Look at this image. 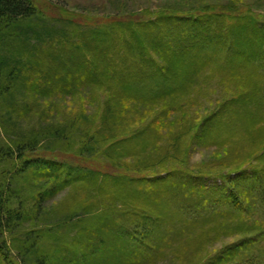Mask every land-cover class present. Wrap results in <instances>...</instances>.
<instances>
[{"label": "trees", "instance_id": "16d2710c", "mask_svg": "<svg viewBox=\"0 0 264 264\" xmlns=\"http://www.w3.org/2000/svg\"><path fill=\"white\" fill-rule=\"evenodd\" d=\"M230 9H228V12L211 10L176 16L162 14L149 20L140 19L139 21L131 18L118 19L111 24H114L113 26L105 25L89 32V38L83 39L84 44H75L69 48L66 52L68 56L65 57L62 51L59 55H48L49 58H52V66L43 69L44 64L39 63V60L36 61V65L32 63V56L28 57L29 62H24L22 57L24 54L23 48L18 45L23 36L28 37L29 41L26 40L28 43H32V39H38L39 44L54 45L55 43L56 38L53 39V35L47 29L40 32L38 27H33L35 21L41 19L36 1L0 0V79H7L4 82L12 84L10 87L4 83L0 85V97L3 96L5 100L10 102L7 104L9 110L16 111H20L24 107L23 105H21L22 107L17 106L12 102L16 95L14 91H18V88L21 87H25L32 94L41 97L68 95L74 98L85 94L89 102L97 100L98 103L101 95L106 96V99L108 97L105 102L106 110L102 117V125L94 128V130H92L93 124L96 123L98 115L87 122V119L81 115L83 112L86 115L90 114L86 113V109H83L78 119L71 121L69 126L57 120L52 124H48L43 132L48 137L60 141L64 139L63 137L68 129L80 130L79 127V129L75 128L77 127L76 122L80 120L81 126L84 127L82 135L88 140V144L82 151L93 155L95 148H98V145L100 146L101 141L110 143L109 148L111 150L112 148L115 149L114 152H111L112 155L108 153L112 157L110 160L117 162L115 157L119 155V152L124 151L126 145L125 142L115 140V134L113 133H115V127L117 126L115 124H117L120 115L129 113L128 110L120 108V104L125 100L129 102L125 106L136 107L142 117L140 119L144 120L147 114H151V111L158 108L163 101L175 102L180 96L189 95L192 88L197 87L199 84V78L207 67L219 72L223 70L225 75L231 72L235 74L246 73L253 76L257 71H260L262 68L261 63L264 60V28L261 25L262 23L260 24L259 20L251 14L239 15L237 10ZM42 22L45 23L44 20ZM99 29H102V31ZM123 29H125L127 36L122 35L121 37L117 32ZM42 34L44 35L42 36ZM165 36L169 37L167 47L163 44ZM41 37H45V40L42 41ZM14 43L15 45H13ZM59 44L61 45L62 42L60 41ZM30 46L32 47L31 44ZM30 51L37 52L39 50L33 48ZM83 52H86L87 55ZM3 53H8L9 56ZM152 53L161 56L164 66L157 62ZM204 55L207 56L206 59ZM209 55L210 57H208ZM81 57L82 61L76 63L75 61ZM128 61L133 63L132 73L124 70L125 74L121 71L120 75L119 73L118 76L113 75ZM70 62L76 64L73 65ZM144 65V69H147V71L142 69ZM80 67L81 72L78 73L77 70ZM26 73H33L35 76H39V74L47 75L46 81L49 83L47 86L27 83V80L22 79ZM258 75L259 73L255 77ZM52 78L54 79L51 80ZM83 89L84 91L81 92L80 90ZM253 89L254 98L258 102V104H255L256 109L254 108L249 112L243 103L249 98L242 95L237 96L231 103L223 104L215 118L205 122L204 135L207 137L212 134L206 130L211 124V128L220 127L223 126L221 118L226 117L224 121L226 124L228 119L234 117L232 119L233 123L225 131L224 136L227 138H224L221 143L230 148L241 143H247L248 147L253 146L255 149L247 156V160L253 159L257 164L264 161V97L262 96L260 84L255 85ZM99 90H102V92H99ZM250 98H253V96ZM96 105L98 107V104ZM164 110L160 112V116L157 118L158 121L164 120V117H166L168 109ZM56 115L61 117L62 120L65 116L60 110ZM238 116H240L239 122H237ZM157 124L159 125V122ZM225 124L224 126H226ZM154 130L158 131L154 126H146L141 131L139 129L134 133L138 136L131 138V141L138 138V145L141 144L139 151L143 148L141 152H148L145 150L146 145H149V149L152 148V151L157 149L158 140L149 137ZM32 135L33 133L27 137L25 136L22 139L23 141L16 142L15 150L13 147L0 149L1 157L10 161L8 169L5 171L7 173L2 176L1 183L3 185H0L1 236L23 230V223L33 218L35 214L38 217L41 216L45 212L44 204L68 188H72V195L67 197L65 201H71L74 204L79 203V210L81 209L77 213L79 204L71 206L68 202V208L65 210V215H67L65 220L70 222L76 217L80 218L81 211L89 215L95 213L97 211L95 205L97 204L94 205V199L104 201V196L103 199L98 198V195L107 193L103 187L100 186L99 188L101 177L108 178L115 185L116 196L112 197V201L117 196V200H120L117 191L119 193L120 191L125 192L124 185L129 184L131 186L132 181H134L126 176L116 178V175L102 171L103 165L93 166L90 163L89 165L84 164V162L77 163L74 161V156H61L63 159H60V157L44 159L36 156V158H39L38 160L31 159L32 152L37 150L36 139L39 137L36 134L34 137ZM127 140L129 141V139ZM164 141L169 144L170 139ZM172 141V144H178L175 137ZM2 151H5V154ZM236 157L237 155L233 152V160ZM247 160L235 162L236 164H234L237 167L231 168L226 174H218L223 180V185L215 186V188H208L202 177H194L189 175L188 172L178 170H170L164 176L136 180L139 185L145 186L146 182H150L151 185L164 187L165 193L161 191L158 192V195L167 202L161 199L158 202L149 200L150 209L155 213L158 222L153 221L150 215L147 218L146 215L139 218L136 215L137 212L114 210L111 212L110 219L113 216L122 219L119 226L117 225L119 230L117 228L113 230L102 225L97 228L98 225H93L94 228H92L91 233L81 231L80 234H76L72 238H69L70 233L66 232L65 239L62 241L58 239L56 246L46 249L44 244L48 241L53 242V236L49 232L51 230H49L43 237L40 234L41 238L37 239L30 248L24 249L22 246L24 250L21 253L18 252V258L21 259L20 264H57L61 262L65 264H74V262L79 264H136L131 263L130 260L139 254L142 259L147 258L150 254L162 255V247L159 245H156V248L153 247L152 242L149 240L154 239L156 241L155 231L158 229L156 227L165 225L166 220L164 219L160 224L161 219L167 215L164 212L168 210L167 207H170L169 204L171 203L179 211L186 212L182 213L187 216L185 218L186 222H190L188 224L192 226H195V224H198V226L203 225L208 221L206 215L209 212H216V209L226 207L224 204H227L228 214L230 217L233 216L232 218L245 215L248 210L250 213L257 203L264 207V165L244 168ZM17 161H20L21 164L18 169L15 164ZM12 164L15 168L11 170ZM31 180L37 181V186H30ZM24 187H33L31 190H36L37 194L35 198L33 197L32 204H29L28 199L25 198ZM176 188L180 192L176 191ZM223 193L226 196L222 203L219 197L215 198V196ZM133 194L140 196L138 200H145L142 195L132 193V196ZM127 195L130 197L129 194ZM106 196L110 198L109 193ZM192 198H199L194 206L197 207V211L193 210ZM87 199H91L92 202L86 204L85 200ZM14 201L18 202L16 206H14ZM211 201H213L212 205ZM145 203L148 202L145 200ZM208 206L213 207V210L207 211L209 210ZM46 211L48 210L46 209ZM113 224L116 226V222H113ZM165 226H168V223ZM165 226L161 228L165 229ZM138 229L142 230L139 233L140 238L133 231ZM177 230L179 229H176L173 225L164 233L158 232V235L162 240L165 239L168 242L173 239L178 240ZM112 232L114 236L109 235ZM107 236H110V242L113 239L121 241V246L119 244L110 250L112 242H109L108 247L105 248L102 239ZM43 238L46 240L44 244ZM135 238L138 244L136 248L143 249L142 251L132 248L131 240H135ZM82 239H85V241ZM39 240L43 241L39 242ZM68 243H71V246ZM23 244H27L26 240ZM254 244H257L255 238H247L242 242L233 244L222 253L225 256L221 257L219 264H245L250 254L243 253L241 250L251 249ZM81 245L84 247H81ZM19 248L21 247L18 246L17 250ZM7 257L4 251L3 253L0 252L1 260L3 258L7 259ZM237 257L238 259L241 257V259L238 260ZM248 262L251 263V260ZM207 264L218 263L214 260Z\"/></svg>", "mask_w": 264, "mask_h": 264}, {"label": "rangeland", "instance_id": "374dc122", "mask_svg": "<svg viewBox=\"0 0 264 264\" xmlns=\"http://www.w3.org/2000/svg\"><path fill=\"white\" fill-rule=\"evenodd\" d=\"M35 1L41 14V19L36 20V23L33 24V27H38L40 32H44L45 29H47L53 35V39L56 38L55 43L54 45H48V43L39 44L40 41L37 42L38 39H32V43H28V37L23 36L21 37L18 45L22 46L23 48L24 54L22 57L24 62H29L30 60L28 57L32 56V63L36 65V61L39 60V63L42 65L44 64L43 69H47L52 66V58H49L48 55H59L61 54L60 51H62L65 57L66 55L68 56L66 52L69 50V48L75 44H84L83 39L86 40L89 38V32L98 28H102L105 25H111L113 22H115V20L118 19L131 18L135 21H139L140 19L149 20L162 14L176 16L180 14L197 13L211 10L228 12V9L231 8L233 10H237L239 15H253L259 20L260 24L262 23L261 25L264 28V0ZM42 20H44L45 23H43ZM99 30L102 31V29ZM117 33H119V36L121 37L122 35L127 36L125 29L120 30V32ZM43 35L44 34H42V36ZM41 38L42 41L45 40V37ZM60 41L62 42L61 45L59 44ZM163 41L164 46L167 47V41H169V37L165 36ZM13 45H15V43ZM33 48L38 49L39 51H30ZM3 54L9 56L8 53ZM83 54L87 55L86 52H83ZM152 55L161 66H164L160 55H158L160 58L155 53H152ZM208 57H210V55ZM204 58L206 59L207 56L204 55ZM81 61L82 57L78 58V60L75 62L80 63ZM75 62L70 63L74 65L76 64ZM132 65V61L125 62V64L120 67L121 69L115 72L113 75L118 76L117 74L119 73L120 75L121 71L123 74H125V71L132 73ZM261 66L262 68L260 71L255 73V75L259 73V75L256 77L255 75L249 76L246 73L235 74L231 72L226 73V77L223 70L221 71L224 73L216 71L215 69L212 70L211 67H207L199 78V84L197 87L192 88L189 95L180 96L175 102L168 103V101H163L160 103L161 105L158 108H156L154 111H151V114H147V117H145L144 120L140 119L142 117L139 115V110L136 107L129 105L125 106V104H129V102L125 100V102L120 104V108L128 110L129 113L120 115L119 119L117 120V124H115L117 125L115 127V133H113L115 134V140L125 142L126 145L124 151L119 152V155L115 157L117 162L110 160L112 157H110L108 153L114 152L115 150L114 148H112V150L109 148L111 145L110 143L101 141L100 146L98 145V148H95L93 155L82 151L83 148L88 144V140L82 135L84 132V127L81 126L80 120L76 122L77 127H75L76 129L80 128V130L76 131L75 129H68L66 135L63 137L64 139L60 141L52 137H48L43 132V130L47 128L48 124H52L57 120L60 122L62 121L64 125L68 124L69 126L71 121L73 122L74 120L78 119L83 109H86V113L90 114L86 115L85 112H83L81 115L87 119V122H89L94 116L98 115L96 118V123L93 124L94 127L92 130H94V128L102 125V117L106 110L105 102L108 100V97L106 99V96L101 95L99 97V103L101 102V104H99L97 100L94 102H89L86 99L85 94L74 98L68 95L41 97L32 94L31 91L25 87H21L18 88V91H14V94L16 95L12 101L13 104L15 103L17 106H24L20 111L13 109L9 110L7 104L10 102L5 100L3 96L0 97L1 150H4L8 147H13L15 150L17 144L16 142L23 141L22 139H24L25 136L27 137L33 133L32 137L36 135H39V137L36 139L37 150L32 152L33 154L31 159L38 160L39 158H36V156L43 157L44 159H48L49 157H60L61 159V156L64 155L74 156V161L77 163L84 162L86 165H89L90 163L93 166L103 165L101 168L102 171H107L114 176L116 175V178L120 176H126L129 179L131 178L134 180L132 181L133 183L131 186L129 184L124 185L125 192L120 191L119 193L117 191L120 200H117V196V198L112 201V197L116 196L115 185L108 178L104 179L101 177L99 181V188L100 186L103 187L107 193L98 195V198L103 199L102 197L104 196V201H97L100 199H94V205L95 203L97 204L95 205L97 208L95 213L89 215L81 211L80 214L82 215H80V218L76 217L70 222L65 220V217L67 216L65 215V210L68 208V202L71 206L78 205L79 203L74 204L71 203V201H65L67 197L72 195V188H68L66 191L61 192L54 199L44 204L45 212L41 214V216L38 217L37 214H35L33 215V218L28 220L26 223H23V230L16 231L14 234L8 233L6 235L4 234L3 236L0 235V252L3 253L4 251L8 256L7 259H2L3 262L0 258V264H3L5 261L7 262L6 264H20L21 259L20 257L18 258V254L24 249L30 248L37 239H40L41 236L43 237V235L49 230H51L49 232H51L50 234L53 236V242L48 241L44 244L46 241L44 238V241L39 240V242L43 241L44 247L46 249L56 246L58 239L59 241L65 239L66 232L70 233L69 238H72L76 234H80L81 231L91 233L92 228H94L93 225H98L97 228H100L102 225L103 227L108 226L113 230L116 228L118 229L117 225L119 226L120 220L122 219L120 217H117V219L114 216L110 219L112 216L111 212L114 210L137 212L136 215H138L139 218H141V216L143 217L144 215H146L147 218V216L150 215V217L153 218V221L158 222L155 213L150 209L151 206L149 204V200L152 202H158L159 199L164 200L160 195H158V192L161 191L165 193L163 189L164 187L162 188L158 185H151L150 182H146L144 184L146 186L145 187L143 185H139L136 180L146 177L152 178L161 175L164 176L165 173L170 170H178L180 172H188L189 175L194 177H202L205 185L208 188L222 186L223 180L218 174H226L231 168L237 167L235 162H240L242 160L245 161V159L247 160V156H249L255 148L253 146L248 147L247 143L242 144L241 142H238L241 144H237L235 147L231 146V148L222 145L221 142L224 141V138H227L224 136L226 133L225 131H227V129L233 123L232 119H234V117H231L230 120L228 119L226 124L224 123L226 117L221 118V124H223V126L220 127L218 126L211 128V124L206 130L208 133L210 132L212 134L207 137L204 135L205 122L215 118L223 104L231 103L234 98L240 95L244 96L245 98H249L243 102L246 105L245 108L249 112L250 110H254V108L256 109L255 104H258V102L256 98H254L253 88L255 85L258 86V84H260L262 96L264 97V60L261 63ZM144 68L145 65L142 66V69L147 71V69ZM80 69L81 67L77 70V72L79 71L78 73L81 72ZM30 73H26L25 76L22 77V79H25V81L27 80V83L37 84V86L41 84L47 86L49 83L46 81L47 75L44 76L39 74V76H35L33 73ZM102 73L104 74V72ZM51 74L50 76L52 77ZM113 75L111 74V76ZM53 77H55V75H53ZM53 79L54 78L51 80ZM6 80L0 79V85L4 83L10 87L12 84L4 82ZM80 91L82 92L84 89ZM99 92H102V90H99ZM252 96L253 98H250ZM92 104L94 105L92 106ZM96 104H98V107ZM137 105L139 106V104ZM164 109H168L166 117H164V120L158 121L157 118L160 116V112L165 111ZM59 110L65 114V116H63V120L61 117L56 115L58 114ZM147 118L148 120H146ZM237 118H239L237 120V122H239L240 116ZM157 122H159V125ZM149 123L153 124L146 125ZM224 124L226 126H224ZM145 125L152 127L154 126L158 129V131L154 130L151 132L149 137H154L157 139V143L159 145L154 151H152V148L149 149V145H146L145 150L148 152L143 153L141 152L143 148L139 151L141 144L139 143L138 145V138L134 139L135 141H131V138L137 137L138 134L134 135V133H136L139 129L141 131L144 127H146ZM174 137L176 138L178 144H172ZM127 139H129V141ZM165 139H170L169 144L164 141ZM2 152L5 154V151ZM233 152L237 155L234 160ZM1 155L2 154L0 153V185H3V183H1L3 180L2 176L7 173L5 171L8 169L10 161H8L6 158H2ZM246 162L247 163L245 164L244 168H251V166L254 167L256 165H264V161L258 162L256 164L253 159L247 160ZM15 164L17 169L21 165L20 161L15 162ZM10 168L11 170L15 168L14 164H12ZM37 184L38 183L35 180L30 181V186L35 187ZM31 188L24 187L25 190H23L26 192L25 198L28 199L29 202H27L29 204L33 203L32 200L37 194L35 192L36 190L33 191ZM176 191H179L178 188H176ZM31 192L33 193L30 194ZM108 193L110 198L109 196H106ZM132 193L142 195L148 203H145V200H138L140 196L135 194L132 196ZM127 194H129L130 197H128ZM225 196L226 195L223 193L222 195L215 196V198L219 197V200L222 201L225 199ZM198 199L199 198H192V202L194 204L193 207L195 206V203ZM164 201L167 202V200ZM85 202L86 204H90L92 200L87 199ZM212 203L213 201H211V205ZM16 204H18V202L14 201V206H16ZM169 205L170 207H167L168 210L164 212L165 215H167L162 217L160 223L162 224L165 219V225L168 223V226L163 224L159 227H156L158 229L155 231V239L158 242L154 241V239L149 240L152 242L153 247L156 248V245L162 247L161 249L163 254H150L147 258L144 257L145 259L140 258L141 256L139 254L130 260L131 263L207 264L215 260L216 263L219 264V261L222 259L221 257L225 256L222 253L226 250V248L237 242H242L247 238H255L257 240V244L251 246V249L248 248L246 250H241L243 253L245 252L246 254H250L247 262L251 260V263L245 262V264H264V207H262L261 204L257 203L255 207L252 208L250 213L248 210L247 214L241 215L237 218H232L233 216H229L228 206L227 204H224L226 207L216 209V212H209L206 215V220L208 221L203 223L201 226H198V224H195V226L188 224L190 222L187 223L185 220L187 216L182 213L185 211H179L176 206L172 205V203ZM208 207L209 210L207 211L213 210V207ZM79 208L80 204L77 207V213L81 210H79ZM46 209L48 211H46ZM193 210L197 211V207H194ZM44 215L46 219H44ZM113 222H116V226L113 224ZM173 225H175L176 229H179L176 232V234L179 235L178 240L173 239L169 242L165 239L162 240L159 237L158 232L164 233L168 231ZM149 226L151 227V225ZM164 226L166 227L165 229L161 228ZM133 231L140 238L139 233L142 232V230L138 229ZM109 235L114 236L113 232L109 233ZM110 236L102 239V244L105 248L108 247L107 245L110 242ZM25 240L27 244H23L25 243ZM135 240H131V245L133 246L132 248L134 250L138 251L139 248H136L138 246L137 239L135 238ZM83 241H85V239ZM111 242L112 245L109 248L110 250L114 249V247L118 246L119 244L120 246L122 244L121 241L115 239L111 240ZM70 244L71 243H68V245ZM18 246L21 247L19 250H17ZM73 246H75L74 243ZM81 247L84 246L81 245ZM142 250L140 249L139 251ZM261 258L262 260H260ZM240 259L241 257L238 260ZM57 264L65 263L61 262ZM74 264L79 263L74 262Z\"/></svg>", "mask_w": 264, "mask_h": 264}]
</instances>
